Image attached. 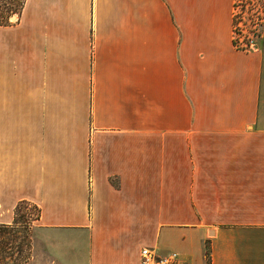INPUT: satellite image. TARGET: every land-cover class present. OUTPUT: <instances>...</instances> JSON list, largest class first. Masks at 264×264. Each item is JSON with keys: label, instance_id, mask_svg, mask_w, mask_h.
Here are the masks:
<instances>
[{"label": "crops", "instance_id": "obj_1", "mask_svg": "<svg viewBox=\"0 0 264 264\" xmlns=\"http://www.w3.org/2000/svg\"><path fill=\"white\" fill-rule=\"evenodd\" d=\"M239 0H27L0 25V225L35 260L264 264V29Z\"/></svg>", "mask_w": 264, "mask_h": 264}, {"label": "rangeland", "instance_id": "obj_2", "mask_svg": "<svg viewBox=\"0 0 264 264\" xmlns=\"http://www.w3.org/2000/svg\"><path fill=\"white\" fill-rule=\"evenodd\" d=\"M20 13L21 10L14 13L10 22H16ZM14 15L17 17L12 18ZM37 214L38 211L34 205L23 204L16 225L11 227L0 225V264H52L45 258L37 261L33 256L31 229Z\"/></svg>", "mask_w": 264, "mask_h": 264}, {"label": "built area", "instance_id": "obj_3", "mask_svg": "<svg viewBox=\"0 0 264 264\" xmlns=\"http://www.w3.org/2000/svg\"><path fill=\"white\" fill-rule=\"evenodd\" d=\"M264 0H239L235 8V46L251 51L262 37ZM176 258L161 257L150 249L142 251V264H177Z\"/></svg>", "mask_w": 264, "mask_h": 264}, {"label": "trees", "instance_id": "obj_4", "mask_svg": "<svg viewBox=\"0 0 264 264\" xmlns=\"http://www.w3.org/2000/svg\"><path fill=\"white\" fill-rule=\"evenodd\" d=\"M27 0H0V25L10 23V18L14 13H17L19 10H23ZM21 14V13H20ZM29 204L27 201L21 202L17 207V218L19 216V211L21 205ZM36 207V206H35ZM38 214L36 220L40 219V209L36 207ZM207 259L208 264H212V255L211 248L208 249Z\"/></svg>", "mask_w": 264, "mask_h": 264}, {"label": "water", "instance_id": "obj_5", "mask_svg": "<svg viewBox=\"0 0 264 264\" xmlns=\"http://www.w3.org/2000/svg\"><path fill=\"white\" fill-rule=\"evenodd\" d=\"M15 17H17L16 15H14L12 18H15Z\"/></svg>", "mask_w": 264, "mask_h": 264}]
</instances>
